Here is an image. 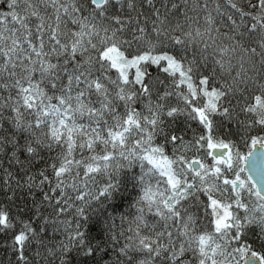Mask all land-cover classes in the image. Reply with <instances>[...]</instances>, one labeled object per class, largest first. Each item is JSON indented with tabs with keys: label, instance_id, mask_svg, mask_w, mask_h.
Instances as JSON below:
<instances>
[{
	"label": "snow or ice",
	"instance_id": "obj_1",
	"mask_svg": "<svg viewBox=\"0 0 264 264\" xmlns=\"http://www.w3.org/2000/svg\"><path fill=\"white\" fill-rule=\"evenodd\" d=\"M169 2L0 0V264H264V0Z\"/></svg>",
	"mask_w": 264,
	"mask_h": 264
},
{
	"label": "trees",
	"instance_id": "obj_2",
	"mask_svg": "<svg viewBox=\"0 0 264 264\" xmlns=\"http://www.w3.org/2000/svg\"><path fill=\"white\" fill-rule=\"evenodd\" d=\"M177 2H178V0H177ZM194 2H195V0H188V7L191 8V5ZM235 2L237 4H242V3L245 2V0H237ZM154 3H155V7L157 9H159V11L161 13H164L165 12V6H167L168 12H169V14H171V11L172 10H171V5H170L169 0H154ZM209 3H210V1H209ZM220 4L223 5L224 3L222 2ZM210 6L212 7V4L211 3H210ZM188 14L189 15H196V13H193L191 11H189ZM171 19H172L173 23H175L176 20H179L181 23L184 22L182 16L181 17H171ZM217 25L220 27V32L221 33H228L229 35L231 34V31H230V29L228 27H225V26H223V25L220 24V17H217ZM214 35H216V34L214 33ZM221 41H223L224 43H228V41L224 40V38H223L222 35H220V36L217 37V42L219 43ZM191 55H192V52L190 51L189 52V58H191ZM238 55H239V53H238ZM234 63H235V61H234ZM156 71H157L156 66H152L151 68H149V72H151L153 75L156 74ZM113 72H115V69H113ZM240 150H241L242 154H246V152H247V148L246 147H241ZM188 155L191 156L192 155L191 152H189ZM210 159L211 158L208 157V160L209 161H210ZM145 163L147 164V162H145ZM148 167H151V166L148 165ZM49 171H51V169H49ZM136 171L137 172L139 171V167L136 168ZM161 187H163V185H161ZM45 191H47V188H45ZM0 199H3L2 195H0ZM0 206H2V205H0ZM127 211H129V206L127 205V202L125 201L124 202V205H123V208L121 209V213H124V212H127ZM133 211H134V209H133ZM13 214H15V209H13ZM25 219H26V217H25ZM69 219H71V217H69ZM94 219L95 218H93V220ZM18 227H21V225H18ZM124 227L127 228L128 225L125 224ZM85 232L88 234V236L90 238H93V242L94 243H99L102 240H106V238H107V234L106 233L105 234H99L97 232V230L95 229V226H94L93 221H89L85 225ZM58 238L59 239H63L62 236L61 237H58ZM5 243H9L10 244L11 243V237L9 236L7 239H5V237L2 234H0V260L4 259V244ZM9 255H11L10 252H9Z\"/></svg>",
	"mask_w": 264,
	"mask_h": 264
},
{
	"label": "flooded vegetation",
	"instance_id": "obj_3",
	"mask_svg": "<svg viewBox=\"0 0 264 264\" xmlns=\"http://www.w3.org/2000/svg\"><path fill=\"white\" fill-rule=\"evenodd\" d=\"M210 1V3L212 4V5H214L213 3H212V0H209ZM224 3V0H219V3Z\"/></svg>",
	"mask_w": 264,
	"mask_h": 264
},
{
	"label": "rangeland",
	"instance_id": "obj_4",
	"mask_svg": "<svg viewBox=\"0 0 264 264\" xmlns=\"http://www.w3.org/2000/svg\"><path fill=\"white\" fill-rule=\"evenodd\" d=\"M235 1H237V0H235ZM212 7H214V5H212ZM214 14H215V13H214ZM245 175H246V173H242V174H241L242 178H243Z\"/></svg>",
	"mask_w": 264,
	"mask_h": 264
}]
</instances>
